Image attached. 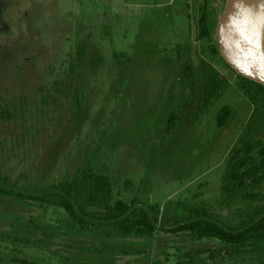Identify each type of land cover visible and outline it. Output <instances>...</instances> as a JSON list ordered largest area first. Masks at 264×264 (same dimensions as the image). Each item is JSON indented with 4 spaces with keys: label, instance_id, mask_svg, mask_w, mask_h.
<instances>
[{
    "label": "rangeland",
    "instance_id": "rangeland-1",
    "mask_svg": "<svg viewBox=\"0 0 264 264\" xmlns=\"http://www.w3.org/2000/svg\"><path fill=\"white\" fill-rule=\"evenodd\" d=\"M224 3L0 0V174L49 185L88 166L108 178L112 202H200L225 215L220 179L253 106L199 37L202 15L214 19ZM210 68L227 83L193 122ZM222 107L230 116L219 127ZM67 225L59 208L0 206L4 264H177L216 244L160 231L149 242L53 236ZM18 235L51 244L1 238Z\"/></svg>",
    "mask_w": 264,
    "mask_h": 264
},
{
    "label": "trees",
    "instance_id": "trees-1",
    "mask_svg": "<svg viewBox=\"0 0 264 264\" xmlns=\"http://www.w3.org/2000/svg\"><path fill=\"white\" fill-rule=\"evenodd\" d=\"M199 29L200 38L210 39L206 14L199 20ZM212 52L235 75L253 106L239 144L229 155L220 179L217 203L225 215L212 212L208 205L200 202H167L162 209L137 200L128 204L112 202L108 178L95 175L88 166L78 168L69 179L49 185H40L37 181L21 184L17 178L0 174V206L59 208L66 214L68 225L64 233L54 232L53 236H68L73 242L97 236L149 242L153 234L160 231L182 234L196 243H216L212 248L183 253L187 259L177 264H193L201 254H206L214 264H264V86L237 75L213 46ZM226 83L223 76L210 68L198 96L193 122L220 97ZM229 116L230 109L222 107L217 113V125L221 127ZM174 123L175 116L171 114L168 130ZM29 223L34 224L30 220ZM1 238L23 245L51 244L49 240L40 241L23 235ZM128 253L140 254V249H128ZM0 264H4L1 255ZM11 264L36 263L16 257Z\"/></svg>",
    "mask_w": 264,
    "mask_h": 264
},
{
    "label": "water",
    "instance_id": "water-1",
    "mask_svg": "<svg viewBox=\"0 0 264 264\" xmlns=\"http://www.w3.org/2000/svg\"><path fill=\"white\" fill-rule=\"evenodd\" d=\"M215 0H207L210 5ZM206 15L219 57L239 76L264 86V0H225Z\"/></svg>",
    "mask_w": 264,
    "mask_h": 264
}]
</instances>
